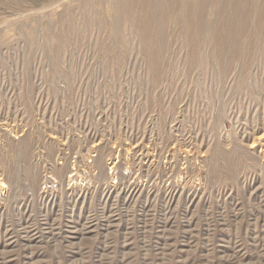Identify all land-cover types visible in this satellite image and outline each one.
<instances>
[{
  "label": "rangeland",
  "instance_id": "rangeland-1",
  "mask_svg": "<svg viewBox=\"0 0 264 264\" xmlns=\"http://www.w3.org/2000/svg\"><path fill=\"white\" fill-rule=\"evenodd\" d=\"M155 1L157 80L127 0H0V264H264V58Z\"/></svg>",
  "mask_w": 264,
  "mask_h": 264
},
{
  "label": "bare ground",
  "instance_id": "bare-ground-1",
  "mask_svg": "<svg viewBox=\"0 0 264 264\" xmlns=\"http://www.w3.org/2000/svg\"><path fill=\"white\" fill-rule=\"evenodd\" d=\"M178 1H180V5L178 8L179 11L177 10L176 11L179 14V21L177 22V24L180 23V27L178 26L177 27L180 28L179 30L181 31V34L183 36L181 38H183V41H185V44L187 45V48H188L186 53L184 54L187 58L189 67L193 66V63L195 62L197 58L199 59L202 57L204 59V57L206 58L208 57V55L209 56L211 55L209 51L210 49L209 50L206 49L207 51H205V49H202V46L207 47L208 45L206 44H209V43L210 44L212 43V45L214 43L215 47L211 46V49L212 47H214L212 54H214L218 58V60L221 59L220 64L224 62L223 68L224 70L228 69V72L229 70L235 72L234 70H238V69L239 71L246 72L250 69V67H252L251 65L257 59V55L259 56L261 55L263 57L261 56L260 57L264 58V0H226V3L221 5V7H219V9L217 10V13H214L212 11L213 5L217 6L218 4L216 2L215 4L212 1H216V0H178ZM217 1L219 2V0ZM164 2L162 4H164ZM170 2H169V5H170ZM127 3L129 5L131 4L130 7L133 5L135 6V9H136L135 11L137 14V15L135 14L136 19L134 18L136 20L135 26L141 36V39H143L145 43L146 47L144 48H146L145 50L148 54V58H147L149 59L148 64H150L149 67H151V71L153 70L152 72L154 73V76H157L155 77L157 80V78H159L158 76L162 75L165 70L161 65L162 62L164 61L162 60V62H160L161 60H159L160 59L159 56L161 55L159 54H161V49L163 45L166 47L167 41L163 43V41L166 40V39L162 40L164 38V37L162 38V35L164 33L165 26L164 27L160 26L156 22V16L161 13L167 12L166 9L168 7L165 6V8L166 7L167 8L164 9L162 7L163 5L161 6L160 3H157L155 0H127ZM125 8L123 7V9ZM131 8H134V7H131ZM173 9L175 8L171 7V10ZM129 11H131V9H129ZM135 11L133 12L135 13ZM129 13L132 14V12H129ZM219 13L221 14V16L218 18V21L219 22L221 21L222 28H221V25L218 24L220 26L218 29L217 24H216L217 22L216 23L211 22V20H209V17L212 14L217 15ZM168 19H169V16L164 22L166 23ZM167 22H169V20ZM168 33L169 32L167 31V34ZM168 38L169 36L167 37V39ZM127 39H128V36H127ZM125 44L127 43L125 42ZM126 47L127 46H125V48ZM259 56L258 58H260ZM216 57H213V58L217 59ZM206 62H208V60ZM237 64H239L238 69H236ZM195 65L197 66V64ZM193 68H190V69H193ZM185 71H187V69ZM188 71L185 73H188ZM228 72L226 71V73ZM238 72L236 71V73ZM239 73H238V76H239ZM152 80H155V79L152 77ZM29 145H30L29 143H26L24 145V149L26 152L30 148ZM6 187H7V183L0 174V193H4Z\"/></svg>",
  "mask_w": 264,
  "mask_h": 264
}]
</instances>
